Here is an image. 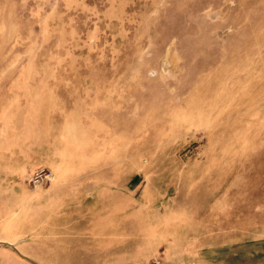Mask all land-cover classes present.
I'll list each match as a JSON object with an SVG mask.
<instances>
[{
    "label": "rangeland",
    "instance_id": "obj_1",
    "mask_svg": "<svg viewBox=\"0 0 264 264\" xmlns=\"http://www.w3.org/2000/svg\"><path fill=\"white\" fill-rule=\"evenodd\" d=\"M213 250H264V0H0V264Z\"/></svg>",
    "mask_w": 264,
    "mask_h": 264
},
{
    "label": "crops",
    "instance_id": "obj_2",
    "mask_svg": "<svg viewBox=\"0 0 264 264\" xmlns=\"http://www.w3.org/2000/svg\"><path fill=\"white\" fill-rule=\"evenodd\" d=\"M211 252V251H210ZM226 251H221V250H213V254H208L204 255L203 257L206 258L208 257L209 262L204 260V263L206 264H223L226 262L227 255ZM254 256H250L251 258L254 257V259H257V262H252L251 264H259V259H260V254L262 258H264V250L263 251H254ZM236 256V255H234ZM229 257H233V255H229ZM218 261V262H217ZM230 264H239L236 262H229Z\"/></svg>",
    "mask_w": 264,
    "mask_h": 264
},
{
    "label": "built area",
    "instance_id": "obj_3",
    "mask_svg": "<svg viewBox=\"0 0 264 264\" xmlns=\"http://www.w3.org/2000/svg\"><path fill=\"white\" fill-rule=\"evenodd\" d=\"M51 173L50 172H44V171H40L38 172L37 174H35L33 177H32V181H37V182H40L42 180H50L51 179ZM157 263V261L155 262V264Z\"/></svg>",
    "mask_w": 264,
    "mask_h": 264
}]
</instances>
